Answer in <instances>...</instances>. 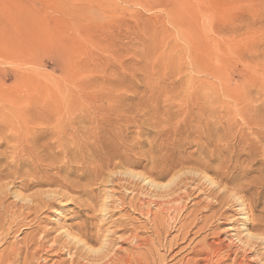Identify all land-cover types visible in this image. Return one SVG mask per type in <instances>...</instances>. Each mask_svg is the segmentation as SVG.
Listing matches in <instances>:
<instances>
[{"label": "rangeland", "instance_id": "rangeland-1", "mask_svg": "<svg viewBox=\"0 0 264 264\" xmlns=\"http://www.w3.org/2000/svg\"><path fill=\"white\" fill-rule=\"evenodd\" d=\"M0 143V264H259L264 0H0Z\"/></svg>", "mask_w": 264, "mask_h": 264}, {"label": "bare ground", "instance_id": "bare-ground-1", "mask_svg": "<svg viewBox=\"0 0 264 264\" xmlns=\"http://www.w3.org/2000/svg\"><path fill=\"white\" fill-rule=\"evenodd\" d=\"M29 124V123H28ZM27 124V125H28ZM32 124V123H31ZM35 125V124H34ZM28 127H29V125H28ZM31 127V126H30ZM36 127H38V126H36ZM36 127L34 128V130H35V132L33 133V135L36 133H38V131H37V129H36ZM19 128V127H18ZM17 128V129H18ZM26 128V127H25ZM24 128V129H25ZM32 128H33V124H32ZM41 127H39V129H40ZM17 129H15L16 131H17ZM20 129H18V131H19ZM21 130H22V128H21ZM20 130V132L22 133H24V131L22 130L21 131ZM29 129L27 128V131H28ZM32 130V129H31ZM30 130V131H31ZM33 130V131H34ZM41 130H43V129H41ZM17 131V132H18ZM37 131V132H36ZM20 132H18V135L19 134H21ZM26 132V131H25ZM29 132V131H28ZM32 132V131H31ZM41 132V131H40ZM43 132V131H42ZM46 132H47V130H46ZM22 133V135H25V134H27V132L25 133V134H23ZM7 134V133H6ZM6 134H4V136L6 135ZM31 136H32V134L31 133H29ZM35 134V135H36ZM12 135H14V134H11V136ZM15 135H16V133H15ZM28 135V134H27ZM17 136V135H16ZM15 136V137H16ZM29 136V135H28ZM7 135L4 137L5 138V140H8L7 138ZM18 137V136H17ZM24 137V136H23ZM30 137V136H29ZM1 138H3V136L1 137ZM11 138H13V139H15L13 136L11 137ZM20 138H22L21 136H20ZM20 138H18V139H20ZM26 138V141L29 139L28 137H25ZM34 138V137H33ZM12 139V140H13ZM24 139V138H23ZM32 139V138H31ZM4 140V139H3ZM3 140H2V142H3ZM4 140V141H5ZM10 140V139H9ZM22 140V139H21ZM20 140V141H21ZM13 141H15V143H16V139L15 140H13ZM19 141V140H18ZM19 141V142H20ZM26 141H24V144H25V142ZM28 141H30V140H28ZM9 142V144H12L13 142H10V141H8ZM4 143V142H3ZM15 143H13V145L12 146H15V145H18V144H15ZM18 143V142H17ZM22 142H20L19 144H21ZM29 143V142H28ZM31 143V142H30ZM34 143V142H33ZM1 144V143H0ZM15 144V145H14ZM30 145V144H29ZM0 146H2V145H0ZM19 146V145H18ZM17 146V147H18ZM24 146V145H23ZM21 147H22V144H21ZM20 146H19V148H21ZM10 148V147H9ZM14 148V147H13ZM12 148V151H15V149H13ZM18 148V149H19ZM18 149H17V151H18ZM23 149H24V147H23ZM23 149H21V150H23ZM20 150V153L22 152ZM12 151H10V152H12ZM33 151V150H32ZM34 152H36L35 150H34ZM33 152V153H34ZM1 153V155L3 154L2 152H0ZM13 153V152H12ZM24 153H25V151L23 152V153H21V154H23L24 155ZM16 154V153H15ZM15 154H13V156L15 155ZM19 154V153H18ZM7 155V154H6ZM34 155V154H33ZM36 155V154H35ZM66 155V154H65ZM12 156V155H11ZM12 156V157H13ZM16 156H17V154H16ZM14 157V158H17V157ZM22 156V155H21ZM20 156V157H21ZM7 157V156H6ZM11 157V158H12ZM25 157V156H24ZM19 158V157H18ZM23 158V157H22ZM36 158V157H35ZM9 159V158H8ZM20 161V160H19ZM6 166V165H5ZM10 166V165H9ZM11 167V166H10ZM14 167V166H13ZM3 168V167H2ZM20 169V168H19ZM1 172V171H0ZM127 173H129V172H126V173H124V175L125 174H127ZM130 175H131V177L133 178V179H139L140 181H142L143 183H145L144 185H146V186H148V189L147 190H149V188H156V189H158V190H160V189H162V188H168V187H170V185L174 182V181H176V179H172V181L170 182V183H167V184H160V183H157V182H155V181H153V180H151L150 178H148V176L146 177V176H144V175H141V174H138V173H133V172H130L129 173ZM127 176H128V174H127ZM129 177V176H128ZM204 179L206 180V181H208L209 183H211V186H213V185H215V184H213V182H212V180L211 179H209L208 177H204ZM150 193V192H149ZM16 194V199H19V198H21V196L19 195L18 196V194L17 193H15ZM50 194V193H49ZM52 195V194H51ZM13 196H15L14 195V193H13ZM48 198H49V195L47 196ZM51 197V196H50ZM235 197H238V196H235ZM1 198V197H0ZM52 198V197H51ZM24 199H26V197H23V198H21V200L22 201H24ZM30 198H27L25 201L27 202V204L30 202V200H29ZM234 199H236V198H234ZM237 200V202H238V206H239V217H240V219L239 220H237V222H236V224L234 225V226H232V227H230V230H233V233H232V237H231V239H233L234 241H236V242H238L240 245H241V247H249V248H253L257 243L258 244H261L262 245V248L264 249V237L263 238H261L262 236H260V238L258 237V236H255L253 233H251V232H249L248 231V228H246L247 227V224L245 223V222H247V219H248V216H247V212H246V208H245V203L243 202V200L240 198V196L236 199ZM235 200V201H236ZM29 201V202H28ZM5 202V201H4ZM25 202V203H26ZM32 202V201H31ZM106 204V207L108 206L107 204H108V202H105ZM2 205H4V203L3 204H0V207H2ZM104 205V204H103ZM105 207V206H104ZM109 207V206H108ZM5 208V207H4ZM3 209V208H2ZM8 211V210H7ZM0 212H2V211H0ZM105 212H106V210H105ZM108 212V211H107ZM15 214V213H14ZM1 215V214H0ZM11 215V214H10ZM17 215V214H16ZM19 215H21V214H19ZM13 216V215H12ZM6 217V216H5ZM3 218V217H2ZM10 219V218H9ZM13 220V219H12ZM15 220V219H14ZM244 221V222H243ZM11 229V228H10ZM241 229H243V230H241ZM243 233H245V235H242ZM67 237L70 239V240H76L80 245L81 244H85L86 242H82V241H80V240H82V239H77L76 237H74V236H72V235H70L69 233L67 234ZM78 237V236H77ZM79 238V237H78ZM233 243H235V242H233ZM237 243V244H238ZM236 244V243H235ZM102 245V244H101ZM107 243L105 242L102 246H101V248H98V249H94V248H90L91 246H87V249H88V251H90V252H92L91 254H100V253H102V252H104V251H106L105 249H106V247H107ZM86 246V245H85ZM108 247H110V246H108ZM110 249H112V248H110ZM240 249V248H239ZM241 249H243V248H241ZM245 249V248H244ZM247 250V249H246ZM70 251H72V250H70ZM245 251V250H244ZM259 251V250H258ZM73 252V251H72ZM72 252H70V254L72 253ZM107 252H110V251H107ZM106 252V253H107ZM112 254H113V252H111ZM258 253V252H257ZM73 254V253H72ZM260 253H258V256H260L259 255ZM262 254V253H261ZM109 255H111V254H109V253H107V255H106V257L108 256L109 257ZM257 255V254H256ZM263 255H264V253H263ZM262 256V255H261ZM260 256V257H261ZM72 257V256H71ZM74 257V256H73ZM72 257V258H73ZM105 257V258H106ZM264 257V256H263ZM259 258V257H258ZM96 259V258H95ZM102 259H104V258H102ZM102 259H100L99 258V260L101 261ZM94 260V259H93ZM74 261V260H73ZM96 261V260H95ZM259 261V260H258ZM97 263V262H96ZM258 264V263H257ZM259 264H264V258H261V260H260V263Z\"/></svg>", "mask_w": 264, "mask_h": 264}]
</instances>
